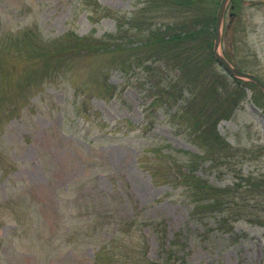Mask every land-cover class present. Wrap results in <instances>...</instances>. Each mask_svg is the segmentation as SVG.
I'll return each mask as SVG.
<instances>
[{
	"label": "rangeland",
	"instance_id": "rangeland-1",
	"mask_svg": "<svg viewBox=\"0 0 264 264\" xmlns=\"http://www.w3.org/2000/svg\"><path fill=\"white\" fill-rule=\"evenodd\" d=\"M220 2L0 0V264H264L263 93L151 44ZM223 34L264 82V0Z\"/></svg>",
	"mask_w": 264,
	"mask_h": 264
},
{
	"label": "trees",
	"instance_id": "trees-1",
	"mask_svg": "<svg viewBox=\"0 0 264 264\" xmlns=\"http://www.w3.org/2000/svg\"><path fill=\"white\" fill-rule=\"evenodd\" d=\"M194 2H176L175 3V6L178 8V9H186V8H194ZM200 5V4H199ZM215 19V18H214ZM197 23V22H196ZM215 27V21L213 20V25L212 27ZM202 28V27H201ZM201 34L202 35V39H204L201 44H205V47H207L208 49L211 48L212 50V47H213V43H212V35H211V43L210 41L208 42L207 38H209L210 36H208L206 38L207 35H205L201 29L199 30H195V31H192L190 28H188V30L185 32H172V33H168L166 36H162L160 38H157L158 40L154 39L152 40L151 44L154 45V49H155V45L157 47V49L159 50L158 52V55H164V54H167L169 56H171L172 59H177V61H180L182 64H184L185 66L183 67H187L190 71H192L193 73H195V68L198 69V66H195L196 65V58L194 57L195 55V51H196V43L193 42L195 39L198 38V36ZM198 35V36H197ZM69 36H71V38L73 39L74 38V42L73 43H78V41H80L79 39H77V37L73 34H70ZM113 38H116L118 39V37H113ZM225 38V40H224ZM226 35L223 34V37L221 39V51H222V54L224 56V58L234 67L238 68V69H241V70H244L246 72H249V73H252L253 74V71L251 69H249L246 64H243L240 62V59H236V56L234 54V50L236 48V45L238 43V40L233 38V40H229L228 39V43L226 44L227 42V39H226ZM71 39V40H72ZM82 41V40H81ZM186 42H191L192 43V47L188 48L186 46H181V45H184ZM72 43V45H73ZM97 42H95L96 44ZM148 42L146 44H144L145 46H147ZM115 45H113L114 47ZM198 47V46H197ZM74 49H76L74 46H73ZM234 48L233 52H232V49ZM146 51H150L152 50L151 46L145 48ZM46 56V54H44ZM212 57H213V54H212ZM135 58V57H134ZM212 60V58H211ZM238 60V61H237ZM190 66V67H188ZM195 66V67H194ZM151 77V75H150ZM153 79V77H151ZM247 85H250V86H255L253 83L251 82H246ZM235 91V94H239L240 95V92L237 91V90H234ZM159 99H162L163 97H158ZM237 98V97H236ZM191 182V181H190ZM189 182V183H190ZM259 182V181H258ZM260 183V182H259ZM194 184H191V188H195L197 189V185L195 183V185L193 186ZM253 190H257L258 188L257 187H253L252 188ZM163 237V236H161ZM165 243L163 244V247H164ZM166 246V245H165ZM165 248V247H164ZM167 251H168V248H165ZM162 262H160V264H164L166 261H167V257L163 258L161 260ZM151 264H157L156 262H150Z\"/></svg>",
	"mask_w": 264,
	"mask_h": 264
},
{
	"label": "water",
	"instance_id": "water-1",
	"mask_svg": "<svg viewBox=\"0 0 264 264\" xmlns=\"http://www.w3.org/2000/svg\"><path fill=\"white\" fill-rule=\"evenodd\" d=\"M229 1L230 0H221L219 7H218V11L216 15V24H215V41H214V47H213L214 59L216 60L217 64L230 76L236 79L249 81L255 84L261 90V92L263 93V97H264V82L254 74H250L248 72H244L242 70L234 68L232 65H230L227 62V60L222 56V54L219 51L220 37H221L220 27L222 23V17H223L224 11Z\"/></svg>",
	"mask_w": 264,
	"mask_h": 264
}]
</instances>
